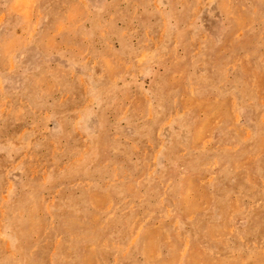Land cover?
<instances>
[{"label": "rangeland", "instance_id": "1", "mask_svg": "<svg viewBox=\"0 0 264 264\" xmlns=\"http://www.w3.org/2000/svg\"><path fill=\"white\" fill-rule=\"evenodd\" d=\"M0 264H264V0H0Z\"/></svg>", "mask_w": 264, "mask_h": 264}]
</instances>
